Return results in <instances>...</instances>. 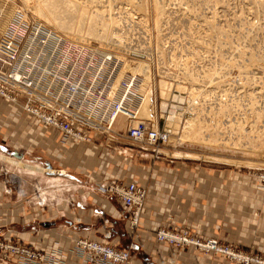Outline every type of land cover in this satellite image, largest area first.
Listing matches in <instances>:
<instances>
[{"label": "rangeland", "instance_id": "374dc122", "mask_svg": "<svg viewBox=\"0 0 264 264\" xmlns=\"http://www.w3.org/2000/svg\"><path fill=\"white\" fill-rule=\"evenodd\" d=\"M44 1L0 0V39L2 34L5 33L13 23L20 21L21 17L24 19V15H26L28 19L26 21L33 23V19H39L47 26L45 27L44 25V29L51 28L53 32L55 31L54 33L72 34L76 36L82 35L88 36L96 41L103 40V38L101 39L88 33V24L83 25L78 23L74 16L73 19L75 20H70L69 18L72 16V14L70 15V12L67 14L68 18H63L66 16L64 13H68V10L66 9L67 5H64L68 2L66 1V3L65 0H58L60 1L58 3L60 5V10L64 6L62 11L58 10L60 20H70L69 26L66 24L69 20L63 22L65 23L63 29V26L60 25L61 21L57 25L58 22L56 23V17L54 16L55 18H51L53 12L50 13L51 16L49 15L48 11L51 9L48 5L51 4L47 5L46 3L50 0H47V2ZM52 1L49 3H52ZM90 1L94 2L92 3V6L88 8L87 16L91 15L92 17L95 16V18H98V15L100 16L98 20H100L101 16L106 18V15H112L114 13L115 18L118 17L117 20L119 19L121 25L119 26V29L118 27L116 28L121 33H150L153 52L151 55H148V60H143L141 64L148 68L151 77L150 88L153 92L152 95L154 94L152 97V116L154 118L150 117V115L148 116L144 109H142L141 115L144 118L159 121L161 127H163V125L168 127L169 121L166 122V118H161L160 114L161 103L164 102L161 100L163 92L162 87L160 86L164 82L169 84V87L171 86V90L167 92L169 94H167V96H170L167 98L169 99L168 106L171 110H174L173 107H178L176 111L178 118L180 119L181 117V119L179 122H177L176 119L172 122L173 124L171 127L174 132L172 140L167 145L163 146L157 154L152 152L141 153L142 155L139 154L136 157H132L128 159L127 162L125 159L117 156L115 148L120 145L113 143L112 148H108L105 146V138L103 137L93 139V141L89 143L76 144L73 149L67 150V154L70 153L78 156V158L75 159L76 162L70 164L55 155H50L48 158L42 157L39 161L35 160V156L31 157L30 155H24L21 150L14 148L6 141L0 140V226L3 223L4 216H6L3 214L4 207L9 208V202L11 201L9 197H17L20 191L25 190L27 192H35L38 190V185H40L38 188H42V192L48 193L46 190H63L62 193L64 194L67 189L70 191L71 187L62 186L61 188H58L57 186L50 185L52 178L63 177L65 179L75 180L76 182H79L81 186L83 185V187H85L79 189V193L71 192V196H79L81 194L89 195L92 197V202H99V194H102L107 198L110 197L101 192L98 186L105 185L108 187L117 183L133 181H127V179H122L123 181H120L112 178L109 183H96V186L94 185V182L92 183L89 181L87 175L94 174L99 177V175L106 169L108 170L109 168L111 169L119 166L129 167L132 164L141 163L146 159L176 161L181 164H189L193 167L201 166L245 169L253 173V175L262 182L264 187V183L260 177L261 174H264V131L262 127V130H260V126L264 125V0H158L159 5L168 12H166V16L164 15L158 24L157 10H155L157 3L156 0ZM146 1L147 3H145ZM161 1L162 3L160 4ZM43 3L49 7V10L46 6L44 7ZM108 6L112 7L111 10L114 9V11L112 10L113 12L106 13ZM64 10H66V12ZM100 10H103V12ZM60 13L65 16L61 17ZM126 16L128 17V20L123 19ZM18 17L19 19L17 20ZM58 20L59 19H57V21ZM3 24H5V29L2 27ZM66 26L68 28H65ZM116 28H113V33L117 32ZM97 29L100 30V28L96 27V30ZM110 36L111 35L109 34L108 37ZM105 39H107V35L104 40ZM167 42H169V44H167ZM168 45L170 46V49H168ZM232 90H234V92H232ZM177 95L182 97V99L184 97L185 100L176 101L174 97ZM191 98L193 99L192 106L194 108L197 107L196 111H199V108L202 110L199 111L198 117L201 121L200 125L203 135L202 137L200 135L198 141L195 140L193 142L188 139V141H186L182 138L183 130L186 126L185 123L192 120L199 121L195 115H192V111L189 110L191 106ZM195 99H198L197 103L195 102ZM220 99H223L228 103L232 100L236 103H240L238 107L235 108L237 111H231L227 108L228 112L226 111V113L222 115L220 121L227 122L231 120V122L234 123L238 120V125H241L240 129L237 130L239 126L236 124L234 127L235 129L232 128L234 131H231L228 135L225 134L224 137L227 139L230 138V144L233 140L234 142L237 140L238 142L243 141L245 142L244 147L230 145L223 147L218 144L207 145L202 143V141L206 140L204 134L207 135L212 133V122H209L210 116H212L213 113V110L211 109L216 106L215 104ZM248 106H252L253 108ZM257 109L258 112L260 111L259 113L256 112ZM244 114H247V116ZM248 114H250V116H248ZM211 119L213 118L211 117ZM202 120L209 123H205V121ZM123 122V118L117 122L118 129L122 128L121 126ZM239 122H241V124ZM251 132L255 134L253 135ZM248 133L252 135V137L255 136V139L250 138ZM260 134L262 135L260 136ZM256 137L260 138H257L256 140ZM247 140L249 143L246 142ZM92 146H95L97 150L93 149ZM86 149H91L94 154L95 152L99 154L104 153L105 155L110 154L108 155V158L113 159V161L105 163L103 160V164H99L97 156L96 158H94L95 156L93 155L90 157L83 156L79 158V155H82ZM132 150L135 153L137 151L135 148H132ZM131 161L133 162L131 163ZM38 162L43 168V171L34 170L36 169L34 163ZM100 169L102 171H100ZM21 179H23V182ZM36 185L37 187L35 188ZM74 185L76 184L74 183ZM139 186L146 189V187L140 184ZM146 191L148 190L146 189ZM51 195L53 196L54 194L51 193ZM144 209H146V200ZM106 210L109 211V208H106ZM7 216L9 215L7 214ZM128 218V215L124 212V221L119 223L120 225L118 228L120 229L121 226L125 228L124 230L126 234L131 231L130 224L127 222ZM61 219L63 222L74 220L75 223L82 224L81 216L75 214L74 211ZM108 219L109 218L103 217V226L105 227V225H108V227L115 229L113 220ZM106 229L109 230L107 227ZM135 231L136 229L132 231V233ZM8 238L11 237L5 235L0 236L1 240ZM78 238L91 239L90 237L83 235L77 237V239ZM97 241L102 240L98 239ZM115 242L116 241L112 242V244L115 245ZM132 242L136 241L133 240ZM23 243L29 244L28 242ZM128 244L126 243L121 249H127V246H129ZM72 247L66 252L58 248L54 250L63 251V254L60 255L61 259L62 256L65 255H67L66 258L69 259L74 258L73 254H69L72 252ZM118 248L120 249V247ZM249 254L260 255L259 253L252 252H249ZM260 256L263 257L262 255ZM62 261V264H66L64 260Z\"/></svg>", "mask_w": 264, "mask_h": 264}, {"label": "built area", "instance_id": "2783aa9c", "mask_svg": "<svg viewBox=\"0 0 264 264\" xmlns=\"http://www.w3.org/2000/svg\"><path fill=\"white\" fill-rule=\"evenodd\" d=\"M24 16L0 39V97L21 108L50 133H60L62 146L69 141L76 145L103 137L108 148L113 143L120 145L115 148L117 156L127 162L141 153L157 154L172 140V122L175 119L179 122L181 117L177 115L178 107L169 108L170 96L161 95L164 102L160 109L161 118L169 121L168 127L141 115L144 76L133 68L148 60L153 52L149 32L117 30L119 33H113L112 37L96 41L88 36L54 33L49 27L50 30L44 29L45 24L39 19L30 23ZM174 99L185 100L178 95ZM192 101L191 98L189 110L194 115L197 107L192 106ZM122 118V128L118 129L117 122ZM260 177L264 183V174ZM98 187L123 205L130 232L137 229L146 189L135 181ZM103 238L102 241L76 238L69 254L80 264H132L138 243L130 242L127 249H119L110 243L111 230ZM157 239L176 249L188 247L213 253L232 263L264 264L260 255L234 249L214 237L201 238L187 227L163 228L157 232ZM62 254L60 250L45 251L12 238L0 239V264H16L15 259L20 264H62Z\"/></svg>", "mask_w": 264, "mask_h": 264}, {"label": "crops", "instance_id": "0c3cea01", "mask_svg": "<svg viewBox=\"0 0 264 264\" xmlns=\"http://www.w3.org/2000/svg\"><path fill=\"white\" fill-rule=\"evenodd\" d=\"M0 140L21 150L24 155L35 156L38 161L55 155L70 164L78 158L66 153L76 146L74 142L69 141L62 146L60 133H50L40 122L2 97ZM92 148L96 149L95 146ZM80 155L79 158L97 156L99 164H103V160L105 163L113 161L108 158L110 154H94L91 149ZM34 165L35 171H43L39 162ZM87 176L94 185L109 183L113 178L135 181L146 187V209L142 211L140 225L134 233L126 234L122 226L118 229L125 212L118 200L102 194L98 195L99 202H92L89 195L71 196V192L79 193V189L85 187L75 180L57 177L51 179L50 185L58 188L68 186L71 190L67 189L64 194L63 190H46L48 193L45 192L44 198L42 188L36 185L38 190L35 192L23 190L17 197H9V208L4 207L3 210L6 216L0 226V236L28 242L45 251L58 248L66 252L81 235L104 240L107 227L113 231V242L116 241L117 247L121 248L132 240L138 243L132 264H235L213 253L205 254L188 247L176 249L157 239V232L162 228L187 227L201 238L214 237L236 249L264 257V187L253 173L245 169L193 167L176 161L146 159L129 167L106 169L99 177L94 174ZM72 211L81 216L82 224L74 220L63 222L61 218ZM103 217L113 220L115 229L108 225L104 227ZM66 257L62 256L66 264H80L77 258ZM14 262L20 264L16 259Z\"/></svg>", "mask_w": 264, "mask_h": 264}, {"label": "bare ground", "instance_id": "6f19581e", "mask_svg": "<svg viewBox=\"0 0 264 264\" xmlns=\"http://www.w3.org/2000/svg\"><path fill=\"white\" fill-rule=\"evenodd\" d=\"M44 0H42V2H43ZM49 1V0H48ZM52 0H50L49 2H51ZM61 1H63V0H61ZM68 3H67V2ZM70 0H65V2L67 3V4H64V5H67V10H68V13H64V14H66V16L65 15H63V14H61L60 13V16L62 17V16H65V17H63V18H68V16H67V14H69V12H70V15L72 14V16L69 18L70 20H77L78 21V23H80V24H88L87 26H88V29H87V31H88V33L90 34V35H94V36H97L98 38H103V40H104V38L106 37V35H107V37H108V35L110 34V35H113V28H116V27H118V29L120 28L119 26H121L120 25V22H119V19L117 20V18L118 17H116L115 18V16H114V13L112 14V15H110V14H108V15H106V18L105 17H103V16H101V21L100 20H98V18L100 17V16H98L97 15V17L98 18H95V16L94 17H92L91 15H89V16H87V13H88V8L89 7H91L92 6V3L94 2V1H90V0H76V1H70V2H72V3H70L69 2ZM99 1H101V0H99ZM157 1V3H156V8H155V10H157V12H156V14H157V24H158V22H160L161 20H162V17L166 14V9H164L162 6H160L159 5V1L158 0H156ZM218 1V0H217ZM44 2H47V0L46 1H44ZM46 3L47 5L48 4H51V5H48L49 7H50V9L51 10H49V7H47V5H44V3H43V5H44V7L46 6V8H48V12H49V15H50V13L51 12H53L54 13V15H53V13L50 15L51 16V18H53L54 16L56 17H54L55 19H56V23H57V25L59 24V22L61 21V23H60V25H62L63 26V29H64V24L65 23H63V22H67L69 19H67V21H65V19H61L60 20V17H59V11L58 10H60V5L58 4L60 1H58V0H53L52 1V3ZM65 2H63V3H65ZM166 2V1H165ZM193 2V1H192ZM145 3H147V1L145 2ZM162 3V1L160 2V4ZM180 3V2H179ZM196 3V2H195ZM261 3V2H260ZM169 5V4H168ZM59 6V7H58ZM63 6V5H62ZM64 7V6H63ZM63 7L61 8V10L60 11H62V9H63ZM45 8V9H46ZM59 8V9H58ZM111 8L112 7H109L108 6V10H106V13H110L112 10L114 11V9H112L111 10ZM146 8H148V7H146ZM94 9V8H93ZM262 9V8H261ZM2 10V9H1ZM37 10V9H36ZM40 10V9H39ZM58 11V15L56 14V12ZM193 10V9H192ZM38 11V10H37ZM65 12H66V10H64ZM94 11V10H93ZM101 11V10H100ZM105 11V10H104ZM112 11V12H113ZM169 11V10H168ZM172 11V10H171ZM12 12V11H11ZM40 12H41V10H40ZM101 12H103V10L101 11ZM100 12V13H101ZM170 12V11H169ZM15 13V12H14ZM92 13V12H91ZM168 13V12H167ZM58 16V18H57V16ZM89 14H90V12H89ZM95 14V13H94ZM103 14V13H102ZM101 14V15H102ZM69 15V16H70ZM96 15V14H95ZM129 15V14H128ZM170 15V14H169ZM73 16H74V18L75 19H73ZM104 16H105V14H104ZM124 16V15H123ZM166 16V15H165ZM168 16V15H167ZM171 16V15H170ZM45 17V16H44ZM122 18V17H121ZM165 18V17H164ZM163 18V19H164ZM168 18V17H167ZM57 19H59L58 21H57ZM123 19H127L128 20V17L126 16L125 18H123ZM47 20V19H46ZM54 20V19H53ZM63 20V21H62ZM70 20L66 23V24H68L67 26H69L70 25ZM122 20V19H121ZM55 21V20H54ZM125 21V20H124ZM48 22V21H47ZM63 23V24H62ZM65 27V28H68V27ZM60 28H62L61 26H59ZM81 27H82V25H81ZM96 27H98V28H100V30L99 29H97L96 30ZM4 29H5V27H3ZM117 29V28H116ZM117 29V30H118ZM123 29V28H122ZM124 30V29H123ZM5 31V30H4ZM114 32H115V30H114ZM122 32H124V31H122ZM117 33V32H116ZM220 44V43H219ZM243 54V53H242ZM252 55V54H251ZM261 60V59H260ZM186 62V61H185ZM188 63V62H187ZM187 63H186V65H187ZM133 71L134 72H138V73H140L141 75H143L144 76V83H146V84H143V86H142V89H141V93L143 94V102H142V109H144V111L148 114V116L150 115V117H152V118H154L153 116H152V110H153V101H152V90H151V88H150V85H151V77H150V73H149V70H148V68L146 67V66H144V65H139L138 67H134L133 68ZM217 78H219V77H217ZM146 85V86H145ZM160 87H162V92H163V95H166L167 96V92H169L171 89V86L169 87V84H167V83H162V85L160 86ZM256 93H257V91H256ZM252 94V93H251ZM260 94V93H259ZM169 95V94H168ZM249 95V94H248ZM249 97H251V96H249ZM258 97V96H257ZM253 98V97H252ZM260 98V97H259ZM262 98V97H261ZM250 99V98H249ZM251 101V100H250ZM253 101V100H252ZM240 103H236V102H234L233 100L230 102V103H228L227 101H225V100H223V99H220V100H218V102L215 104L216 106L213 108V109H211V110H213V113H212V116H210V120H209V122H212V124H211V128H212V130H211V132L212 133H210V134H204V136H205V138H206V140H204V141H202V143L203 144H207V145H210V144H215V145H220V146H223V147H226L227 145H230V146H236V147H244V143L245 142H243V141H241V142H238V140L237 141H235L234 142V140H233V142L230 144V138L229 139H227L226 137H224V135L225 134H229L231 131H234L232 128H234L235 126H236V124L238 125V123H237V121L238 120H236V122H234V123H232L231 122V120H229V121H224V122H222V121H220L221 119L220 118H222V115H224V113H226V111H227V108H229V110H235V111H237L235 108H237L238 107V105H239ZM254 104V103H253ZM201 106H203V105H201ZM200 106V107H201ZM255 106H257V105H255ZM248 107H252V106H248ZM247 107V108H248ZM259 107V106H258ZM253 108V107H252ZM255 108V107H254ZM240 109V108H239ZM238 109V110H239ZM199 111H202V110H200V108L198 109ZM210 110V111H211ZM241 110V109H240ZM199 111H196L195 112V117L199 120V121H197V120H192V121H189V122H187V123H185L186 124V126L184 127L185 129L183 130V134H182V138L184 139V140H186V141H195V140H199V137H200V135H201V137H202V135H203V132L201 131V121H200V118L198 117V114H199ZM210 111H208V112H210ZM251 111H253V110H251ZM228 112V111H227ZM239 112V111H238ZM256 112H258V109H257V111ZM260 112V111H259ZM258 112V113H259ZM234 113V112H233ZM241 113V112H240ZM247 113V112H246ZM252 113V112H251ZM256 114V113H255ZM244 115H246L247 116V114H244ZM261 115V114H260ZM248 116H250V114H248ZM211 117L213 118V119H211ZM255 117L257 118V116L255 115ZM243 118V117H242ZM241 118V119H242ZM253 118H254V116H253ZM260 118V117H259ZM205 119V118H204ZM194 121V122H193ZM202 121H205V120H202ZM254 121V120H253ZM258 121V120H257ZM260 121V120H259ZM193 122V123H192ZM209 122H206L205 121V123H209ZM226 122V123H225ZM245 122V121H244ZM246 122H247V120H246ZM240 124H241V122H239ZM248 124V123H247ZM252 124H254V123H252ZM121 125V124H120ZM250 125V124H249ZM259 125V124H258ZM239 126V125H238ZM237 126V127H238ZM240 127H241V125L239 126V128H237V130H239L240 129ZM261 127H262V129H263V131H264V125L262 126H260V130H262L261 129ZM121 128V127H120ZM259 128V127H258ZM235 129V128H234ZM257 130H259V129H257ZM249 133H250V131H249ZM248 133V134H249ZM251 134H253V132H251ZM255 134V133H254ZM253 134V135H254ZM250 135V134H249ZM262 134H260V136H261ZM255 137V136H254ZM254 137H252V135H250V138H254ZM263 137H264V132H263ZM250 138H248V139H250ZM257 138L258 137H256V140H257ZM260 138V137H259ZM258 138V139H259ZM188 139V140H187ZM201 139H203V138H201ZM255 139V138H254ZM251 140V139H250ZM256 140H254V141H256ZM247 143H249L248 142V140L246 141ZM252 142H253V140H252ZM43 195V197H44V195H45V192L42 194Z\"/></svg>", "mask_w": 264, "mask_h": 264}]
</instances>
